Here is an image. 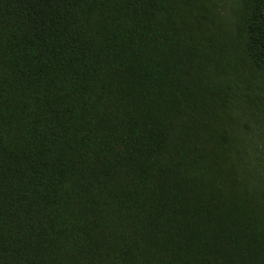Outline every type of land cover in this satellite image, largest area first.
I'll use <instances>...</instances> for the list:
<instances>
[{
	"label": "trees",
	"instance_id": "trees-1",
	"mask_svg": "<svg viewBox=\"0 0 264 264\" xmlns=\"http://www.w3.org/2000/svg\"><path fill=\"white\" fill-rule=\"evenodd\" d=\"M0 264H264V0H0Z\"/></svg>",
	"mask_w": 264,
	"mask_h": 264
}]
</instances>
